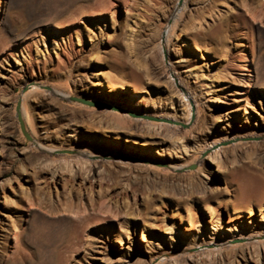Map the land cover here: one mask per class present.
Segmentation results:
<instances>
[{"label":"rangeland","instance_id":"1","mask_svg":"<svg viewBox=\"0 0 264 264\" xmlns=\"http://www.w3.org/2000/svg\"><path fill=\"white\" fill-rule=\"evenodd\" d=\"M104 1L106 5L99 10L96 5L99 0H5L3 14L9 22L3 27L4 17L0 20V30L5 33L0 34V171L4 169L6 172L5 176H0V244L5 249L1 264H6L20 246L36 253L46 237L53 233L62 235L75 226L79 217L74 212H56L53 203L49 206L57 199V188L59 192L64 185L65 195H68V184L63 183L61 174L54 179H45L49 174L43 163L44 152L33 147L36 138L28 129L34 136L32 140L21 132L16 106L19 98L23 102L21 95L30 89L25 78L31 75L36 79L35 86L40 89L27 95L26 114L41 134L46 137L49 134L52 142L57 144L59 149L52 152V158L60 159L59 163L64 165V160L74 158L75 161L80 155L106 164L114 175L111 181L102 182V187L101 182H95L92 190L87 191L88 196L80 195L77 190L80 200L107 197L105 200L114 207L103 208L106 210L103 213L102 207L89 205L85 211V214L91 213L92 220H95L96 213L108 217L107 222L98 226L93 224L89 232L82 233L85 239L94 237L97 244H106V257H113L117 264H147L151 255L164 250L166 255L186 264H221L217 261H221L219 247L222 246L228 258H235V264H247L242 252L250 264H264V243L262 246L259 241H264V0H209L205 7L198 9V13L186 19L181 25L184 30L174 35L172 48L176 54L173 58L176 59V68L183 76L184 84L196 93L194 97H197L201 109L196 123L185 120L188 98L179 92L175 77L166 74L164 67L168 60L157 47L158 33L165 22L161 15L171 12L174 0ZM93 5L97 8L95 12L80 15L82 8ZM151 20L155 23L150 24ZM199 22L202 25L198 26ZM196 24L199 34L204 29L203 35L216 24L223 28L214 41L213 38L205 39L202 34L199 36L195 28L190 31L191 27L197 28ZM24 34L21 40L10 41ZM192 35L200 39L195 43L192 41L193 45L185 44L183 38L191 43ZM246 53L253 70L252 76L246 79L252 84L255 74L261 73V87L250 84L248 89L249 85L243 82L241 72H244ZM96 73H102L108 84L111 81L116 83V97L108 84H98ZM80 77H84L83 82L78 81ZM51 84L59 85L72 95L60 97L42 92L51 89ZM225 85L228 87L221 89ZM73 96L102 103L114 98L120 100L119 107L163 111L180 117L186 126L179 123L177 128H164L126 119L120 121L122 127H118V121L112 116L95 109L97 106L72 100ZM192 97L189 94V98ZM75 126L79 130L71 131ZM115 127L118 130L111 129ZM115 132H120L123 137L129 134L132 139L116 138ZM153 138L161 139V142L141 143ZM217 140L221 143L216 144ZM226 141L232 143L221 149ZM128 143L130 146L125 147ZM101 144L107 149H121L124 156L99 155ZM210 144L212 150H206ZM83 149L97 154L89 156L81 151ZM216 150H221L220 158L226 164L224 171H219L218 160L213 159ZM138 153L163 162L162 169L156 166L143 169L125 157ZM188 160L192 162L186 167L175 170L172 167ZM192 165H195L194 169H190ZM24 166L28 172L23 170ZM35 166L37 169L34 170ZM129 178L137 180H133L132 187ZM46 181L50 186L44 185ZM79 181L80 177L76 176L74 182ZM114 183H117L116 187L119 184L120 196L116 201V198L110 200L108 197V192L116 188ZM198 185L203 189L196 195L192 191ZM44 192L49 194L46 196ZM43 194L52 200L47 202ZM37 197L38 200L31 201ZM40 198L43 201H39ZM160 202L169 207L162 226L157 225L155 219L160 212ZM216 205H220V212L226 219L214 226L210 213H214ZM191 206L195 207L199 218L193 226ZM233 208L252 210L244 211L238 219V225L248 235L245 239L241 238V232H237L240 236L237 237L227 230L226 220ZM190 221V231H187L185 228ZM178 226L182 228L178 229ZM141 227L149 229L146 231L148 242ZM129 233L133 236L131 241L128 240L132 249L125 254L127 249L117 242V236H125L127 240ZM45 234V238L42 237ZM233 242L244 244L232 248ZM257 242H260L259 247ZM190 244L194 247L190 248ZM82 247L83 250L87 245ZM210 248L213 250H208ZM84 251L88 253L86 249ZM87 258H90L87 263H92L91 257L85 256L80 262L73 259L68 264H74L73 261L87 264L84 262Z\"/></svg>","mask_w":264,"mask_h":264},{"label":"bare ground","instance_id":"2","mask_svg":"<svg viewBox=\"0 0 264 264\" xmlns=\"http://www.w3.org/2000/svg\"><path fill=\"white\" fill-rule=\"evenodd\" d=\"M162 1V0H161ZM168 2V1H167ZM173 2V0H172ZM209 2V0H174V7L173 9L171 10V12H169V14H166V13H163L161 16L164 17L165 19V22L164 23V26L163 28H161V30H159V33H158V46L157 47H160V53L162 52L163 54V57L165 56L167 58V63H165V72L166 74L171 78V77H175V80L177 82V88L179 89V92L182 93V96H185L188 98V101L186 103V108L184 109L185 111V120L189 123V122H192V123H196V121L198 120L199 118V114L201 112V109L199 107V103H198V99H196L197 97H194V94L196 93H192L191 91L193 90H190L183 82V79L180 75V72H178L177 68H176V59H173L174 58V55L175 54V51L173 50L174 48H172V43H173V37L174 35H179V32L183 31L184 30V27H181V25L186 21V19L191 15V16H194L195 15V12L198 11V9L200 8H203L205 7L204 5ZM217 3V2H216ZM87 4V3H86ZM165 4V3H164ZM209 4V3H208ZM96 5L98 6L97 8L99 10H101L105 5V1L104 0H99V2L96 3ZM169 5V4H168ZM173 5V4H172ZM171 5V6H172ZM82 6V5H81ZM88 7V6H87ZM154 7V5H153ZM159 7V6H158ZM96 6H89L88 8H82V10H80V15L83 17L85 16L86 14L89 15L93 12H95V9H97ZM156 9V8H155ZM5 10V0H0V20H2L1 18H3L5 15L3 14ZM152 10V9H151ZM168 10V9H167ZM9 11V9H8ZM97 11V10H96ZM161 11V10H160ZM164 11V10H163ZM75 12V11H74ZM159 12V11H158ZM208 11L205 12V15H207ZM213 12V11H212ZM162 13V12H161ZM198 13V12H197ZM78 14V13H77ZM212 14V13H211ZM10 15V14H9ZM167 15V16H166ZM215 15V14H213ZM144 16V15H143ZM211 16V15H210ZM148 17V16H147ZM156 17V16H155ZM144 18V17H143ZM157 18V17H156ZM160 18V17H159ZM233 18V17H232ZM199 19V18H198ZM203 19V18H202ZM205 19V18H204ZM3 27L6 26L8 24V18L4 17L3 19ZM193 20V19H192ZM206 20V19H205ZM232 21V20H230ZM146 22V21H145ZM195 22H197L195 20ZM136 23V22H135ZM155 21H150V24H154ZM219 23V22H218ZM217 23V24H218ZM140 24V23H138ZM202 25V23L199 22L198 26L199 25ZM215 25V26H211V30H209L210 32L209 33H205V35H203V30L200 32V34H202L204 36L205 39H210V38H213L212 40H216V37H217V33L220 31L222 27V25ZM227 24V23H226ZM231 24V23H230ZM2 25V24H1ZM13 25V24H12ZM195 26V24H194ZM197 26V24H196ZM198 26L197 28L196 27H191L190 31L192 30V28L194 29H197V33L199 32L198 30ZM231 26L233 27L234 25L231 24ZM230 26V27H231ZM147 27V26H146ZM152 27V26H151ZM144 28V27H143ZM186 29V28H185ZM189 29V28H187ZM186 29V30H187ZM194 29V30H195ZM230 29V28H229ZM2 30H0V34H5L4 32L2 33ZM193 30V31H194ZM154 31V30H153ZM178 31V32H177ZM192 31V32H193ZM207 31H208V28H207ZM206 31V32H207ZM145 32V31H144ZM185 33V31H184ZM196 33V32H194ZM193 34V33H192ZM199 34V33H198ZM197 34V35H198ZM199 34V36H201ZM220 34V33H219ZM26 34L24 35H21L20 37H15V39H11L10 41H15V40H21L22 38L25 37ZM216 35V36H215ZM187 36V35H186ZM194 36V37H193ZM188 37V36H187ZM202 37V36H201ZM220 37V36H219ZM147 38V37H146ZM149 38V37H148ZM155 38V37H154ZM191 38V43L188 41V39H185L183 38V41L185 42V44L187 45H193L192 44V41L195 43V40H199L197 37H195V35H192ZM215 38V39H214ZM180 39V38H178ZM219 39V38H218ZM217 39V40H218ZM148 40V39H147ZM154 40V39H153ZM203 41V40H202ZM156 42V41H155ZM200 42V41H199ZM11 43V42H10ZM148 43V42H147ZM201 43V42H200ZM203 43V42H202ZM205 43V42H204ZM198 44V42H197ZM206 44V43H205ZM7 45V44H6ZM5 45V46H6ZM151 45V44H150ZM199 46L202 47V45L200 44ZM147 47V46H146ZM195 47V46H194ZM198 47V46H196ZM5 48V47H4ZM3 48V49H4ZM176 48V47H175ZM192 48V47H191ZM2 49V48H1ZM0 49V50H1ZM180 49V48H179ZM194 49V48H193ZM200 49V48H198ZM159 49L157 48V51ZM151 51V50H150ZM248 51V50H247ZM178 52V50H177ZM159 53V52H158ZM159 53V54H160ZM179 53V52H178ZM181 53V52H180ZM179 55V54H178ZM164 57V58H165ZM184 58V56H183ZM164 60V59H163ZM181 60V59H180ZM98 61V59H97ZM245 61L243 63V71L244 72H241L243 73V82L245 84H248L249 85V88L252 86L254 87H261V78H263V75L259 72H257L255 75H256V79L254 81V83H249L248 82V77L250 75V77L252 76V73H253V70H252V67L250 66V61L251 59L249 58V55L248 53H246V56H245ZM263 67V66H262ZM163 70V67L161 68ZM101 72V71H100ZM228 72V71H226ZM148 74V73H147ZM163 74V73H162ZM96 75L98 76V84H101V85H105V84H108L107 83V80L106 78H103V75L102 73H96ZM138 75V74H136ZM33 75L31 76H28L27 78H25V82L26 84L30 87V89L28 91H25V93H23L21 95V98L23 99V102H22V115L24 117V120H25V123H26V127L27 129L35 136L36 138V144L32 143L33 147H36L38 149H40V151L42 150L45 154L44 156V167L46 168V171H47V174H49V176L46 175L45 179L48 180V179H54L56 177V175H60L61 177V180H63V183L65 184H68V187H69V192H68V195L66 196L65 193L66 191L64 192V185H63V190L59 191L58 192V188L56 189L57 190V199L53 200L54 202H50L51 204L49 206L52 205V208L56 211V212H74L75 214L77 213L79 215L78 219H76V224H74L75 226H73L70 230L68 229L67 231L64 232V230L67 229H64L62 230L64 233H62V235H56L53 233V235H50L49 237H46L45 235H43L42 237L45 238L44 241H42V245L39 244V248L37 249L36 253L34 252H30L26 246H20L16 249V251L14 252V255L12 257H10V259L7 261L6 264H68L69 261H72L73 259H76V261L80 262V260L83 259V257L85 256H90L91 257V262L90 263L89 261V264H99L97 261H100V262H103L105 264H117V260H115L113 257H110V256H107L106 257V254H107V245L105 244H97L96 243V240L94 237H92L90 240L88 239V237H86V239L84 238V235L82 236V233L83 232H89L91 230V227L94 225H101L102 223L104 222H107L108 221V217H105V216H101L99 213H96L93 214L95 215L93 218L95 220H92L91 218V213H88V214H85V211L88 209L89 205H91L92 207H95L96 208V205L99 207H102V209H109L110 206H111V202H107V197H103L102 200L101 199H90L89 197H87V200H83V199H79L78 197V189L80 191V195L83 193L84 195L88 196L87 194V191L89 189L92 190L93 188V185L95 182H101V187H102V182H105V181H111L114 177V175L108 170L107 168V165L106 164H100L97 160H95L94 162L92 161V159H88V158H83L82 156L79 157L80 155H78V158H76V160L74 161L72 158V160H64V165H62L61 163H59L60 159H55V158H52V152H55V151H58V147H57V144L55 142H52L51 138L52 136H50L48 134V136H44L43 134H41L37 128L34 126L33 124V121L28 118V115L26 114V105H25V99L27 97V95H29L30 93L40 89L39 86H35L37 82L35 78L32 77ZM140 77V76H139ZM138 77V78H139ZM144 77V76H143ZM247 77V79H246ZM137 78V79H138ZM142 77H140L139 79H141ZM83 79L84 77H80L78 78V81L80 82H83ZM252 80V79H251ZM33 81V82H32ZM138 81V80H137ZM40 82L42 83V81L40 80ZM46 82V81H45ZM76 82V81H75ZM33 84L32 86H30V84ZM136 83V82H135ZM82 84V83H80ZM251 84V85H250ZM43 85V84H42ZM83 85V84H82ZM51 89L49 90H46L44 89L42 92H46V93H51V94H57L59 95L60 97L61 96H70L72 95L71 92H68L66 91L65 89L61 88L59 85L57 84H51ZM108 86L110 87V90L113 91L115 94L113 95V97H116L117 95V88H116V83H114V81H111L109 82ZM190 86V85H189ZM228 86H222L221 89L223 88H226ZM44 88V87H43ZM42 86H41V89H43ZM194 92V91H193ZM189 94L191 95L192 98H189ZM56 95V96H57ZM79 97V96H77ZM20 99V98H19ZM91 99H99V98H96V97H92ZM91 101V100H90ZM106 104H109L111 106H119V104H121L120 100H117V99H109V100H106ZM185 105V104H184ZM196 106V108H195ZM121 107V106H120ZM95 109L101 111V112H104L108 115H110V117L112 116L113 119H115L117 122V125L118 127H122V124L120 123V121H124L126 119H129L130 121H136V122H142L144 124H149V125H153V126H161V127H167V128H171V127H175L177 128L178 127V124L181 123V119L180 117L176 116V115H169V114H165L163 111H155V112H149V111H144V110H141L139 107H132V106H125V107H122L124 108V111H119V110H114V109H109V108H106V107H94ZM196 111H195V109ZM130 112H132L134 115L130 114ZM228 113V112H226ZM148 117H156L158 119H149ZM166 119V120H165ZM169 119H171L172 121H170ZM184 120V119H183ZM184 120V121H185ZM30 121V123H29ZM113 124V122H111ZM20 124V123H19ZM109 125V124H108ZM20 126V125H19ZM112 126V125H111ZM104 127V126H103ZM102 127V128H103ZM118 127H115V128H111V129H116L118 130ZM105 128V127H104ZM110 128V127H109ZM120 129V128H119ZM122 129V128H121ZM79 130V127L75 126V127H72V130L73 132H77ZM123 130V129H122ZM127 130V129H125ZM82 131V130H81ZM129 131V130H128ZM22 132V130H21ZM23 133V132H22ZM160 133V132H159ZM24 134V133H23ZM78 134V133H77ZM126 136H122L120 132H115L114 134V137L116 138H120V137H123L124 139L126 140H131L132 138H130L131 136L129 134H125ZM243 135V134H242ZM32 136V137H34ZM228 137V136H227ZM245 137V136H244ZM238 138H241L238 136ZM236 137L232 138L230 137V139H238ZM239 140V139H238ZM236 140L237 142L240 143V141ZM147 141V140H146ZM158 142H161V139H149L148 142H141V143H158ZM223 142V141H222ZM215 143V142H214ZM221 143V140H217L216 141V144H219ZM236 142H234L235 144ZM31 145V146H32ZM130 146V144L128 143V145H126L125 147H128ZM101 147V154L99 155H109L111 157H122L124 156V152L121 150V149H107L106 148V145L104 144H101L100 145ZM149 147V146H147ZM211 144L210 146H208V148L206 150H212L211 148ZM225 145L221 146L220 148H224ZM62 149V148H61ZM65 149V148H64ZM89 150V149H87ZM205 150V149H203ZM83 153H87L89 156H93L97 153H88V151L86 150H81ZM221 150H216L215 152L213 151V153H215V155H213V159H216L218 160V166H219V171H224L226 169V164L224 162V159H222V157L220 158L221 156ZM208 152V151H207ZM213 153H210L209 155H212ZM71 156V155H70ZM106 156V157H107ZM63 157V156H62ZM126 158H130L132 159V163L134 164H137V165H140L141 168L145 167L146 166H156L160 169L161 168V164H163V162H159V161H155L153 159H151L150 157L152 156H146V155H143V154H132L130 156H125ZM62 159V158H61ZM137 160V162L135 160ZM103 160V159H102ZM194 160V159H193ZM74 161V163H72ZM62 162V161H61ZM192 161L188 160L187 162H185V164H177L175 163L172 167L175 169H178V168H183V167H186L188 166ZM130 163V164H132ZM133 165V164H132ZM143 165V166H142ZM68 168V170H66ZM33 169H37L36 166L33 167ZM144 169V168H143ZM23 170H26L28 172V168H26L24 166ZM45 171V170H44ZM58 171L60 173H58ZM158 172H164L163 170H159ZM20 173V172H19ZM19 173H17L19 175ZM167 172H165L166 174ZM6 172L1 170L0 171V176H5ZM163 175V174H162ZM76 176H79L80 177V181L79 182H74V178ZM118 176V175H117ZM116 176V177H117ZM139 178V177H137ZM252 178V177H250ZM117 181H118V178H116ZM127 180V179H126ZM137 181L136 179H133V178H129V182H130V185L132 187V184L134 183V181ZM45 181V180H44ZM116 181V182H117ZM139 181V180H138ZM144 181V179H143ZM119 182V181H118ZM117 182V183H118ZM126 182V181H125ZM48 181L45 182L44 185H47V186H50L48 185ZM76 183V185L74 184ZM108 183V182H107ZM117 183H114V187H116L115 185H117ZM128 183V182H127ZM144 183V182H143ZM149 183V182H148ZM154 183V182H153ZM111 185V183H108ZM123 184V183H122ZM129 184V183H128ZM201 184V183H200ZM261 184V182H260ZM125 185V184H124ZM142 185V184H141ZM155 185V184H153ZM208 185V184H207ZM251 185V184H250ZM256 185V184H255ZM253 185V186H255ZM107 187H109L108 185H106ZM123 186V185H122ZM121 186V187H122ZM137 186V185H136ZM140 186V185H139ZM260 186V185H259ZM57 187V185H56ZM120 187V188H121ZM124 187V186H123ZM131 187H127L128 189L131 188ZM138 187V186H137ZM147 187V185H146ZM205 187V186H204ZM45 188V186H44ZM118 188H119V184H118V187L116 188H113L111 189L110 192H108L109 194V198L110 200L111 199H115L118 200V196L119 195V191H118ZM141 188V187H140ZM144 188V187H143ZM158 188V187H157ZM194 188V187H193ZM201 188L203 189V187H199V185L193 189V193H197L196 195H198L199 193H201ZM124 189V188H123ZM135 190V188H132ZM147 189V188H146ZM150 189V188H149ZM46 190V189H45ZM50 190V188L48 189L47 188V191ZM110 190V189H109ZM159 190V188H158ZM171 190V189H170ZM214 190V189H213ZM139 191H141V189H139ZM165 191V190H164ZM167 191V190H166ZM174 191V190H173ZM181 191V190H180ZM188 191V190H187ZM191 191V189H190ZM203 191V190H202ZM132 192V191H131ZM135 193V191H133ZM147 192V191H146ZM145 192V193H146ZM170 192V191H169ZM175 192V191H174ZM179 192V191H178ZM189 192V191H188ZM191 192V193H192ZM254 192V191H253ZM45 195L47 196V194H49V192H44ZM148 193V192H147ZM161 193V192H160ZM171 193V192H170ZM180 193V192H179ZM260 193V191H259ZM137 194V193H136ZM166 194V193H165ZM163 194V197H165ZM186 194V193H185ZM194 194V195H195ZM258 194V193H257ZM149 195V194H147ZM174 195V194H173ZM195 195V196H196ZM44 196L43 194V197L47 198ZM129 196L128 193L126 192V197ZM169 196V195H167ZM193 197V196H192ZM5 198H6V201L8 200V196L7 194L5 193ZM44 198V201L46 202ZM120 198V197H119ZM181 198V197H180ZM32 199V198H31ZM39 198H35V199H32L31 201H35V200H38ZM106 199V200H105ZM29 200V199H28ZM43 201V198L39 201ZM49 200H52V199H48L47 202ZM109 200V199H108ZM44 202V203H45ZM46 202V203H47ZM114 202V201H113ZM42 204V203H41ZM49 204V203H48ZM156 204V203H155ZM46 205V204H45ZM115 206V205H114ZM48 207V205L46 206ZM113 207V206H111ZM159 207V211L158 214L156 215V222H157V225L159 226H162L161 225V222H163V217L168 213V210H169V207L167 204L165 203H162L160 202V204L158 205ZM49 208V207H48ZM114 208V207H113ZM51 209V208H50ZM103 209V213H105L106 210ZM189 209V208H188ZM95 210V209H94ZM210 210V209H209ZM251 212L249 210H244V209H237V208H233L229 211V219H227V225L229 226L227 228V230H230V232L233 234L235 233V236L237 237H240L239 234L237 232H241V238L243 237L244 239L248 236H246V233L244 231H242V229L240 228V226L238 225V219H241V217L243 216V212ZM55 212V213H56ZM191 212H192V215H193V218L191 219L192 221V226L194 223H197L199 221V218L197 217L198 216V213L195 209L194 206H191ZM211 214V218H212V223L214 226H217V225H220L218 221H223L225 220L226 218H224V216H222L221 212H220V205H216L215 208H214V213L213 211L210 213ZM251 214V213H250ZM173 216V215H172ZM190 216V215H189ZM47 217V215H46ZM178 217V216H177ZM64 218V217H63ZM47 219V218H46ZM173 222L176 223L177 220L175 218H173ZM190 220V219H189ZM45 221V220H44ZM191 221L190 223H188L186 226V230L187 231H190L188 226H190L191 224ZM201 221V220H200ZM49 222V221H48ZM218 222V223H217ZM75 223V222H74ZM15 227H18L17 225H14ZM184 227V226H183ZM69 228V227H68ZM127 228L129 229L130 228V225L127 224ZM142 228V227H141ZM182 227L181 226H178V229H181ZM230 228V229H229ZM149 229L147 227H143L142 228V231H143V237L146 238V242H148V234L146 233V231H148ZM226 230V229H225ZM129 232V231H128ZM45 233V232H43ZM48 233V231H47ZM51 233V232H50ZM8 234V233H6ZM52 234V233H51ZM146 234V236H144ZM18 233L16 234V237H17ZM127 235V234H126ZM253 235V234H252ZM260 233L256 236H259ZM7 236V235H5ZM234 236V237H235ZM251 236V235H250ZM232 237V236H230ZM236 237V238H237ZM18 238V237H17ZM133 238V236H130V233L129 235H127V240H126V237L125 236H117V242L121 245V247L123 249H127L124 251L125 254H128V250L129 249H132L131 246L129 245V241H131ZM143 238V239H144ZM250 238V237H249ZM254 238V237H253ZM108 236L106 237V242L108 243ZM240 239V238H239ZM256 240L260 239L259 237L256 238ZM262 239V238H261ZM264 239V238H263ZM43 240V238L41 239ZM112 240V239H111ZM129 240V241H128ZM207 241V240H206ZM255 241V240H254ZM262 243H264L263 240H259ZM105 242V241H104ZM105 242V243H106ZM230 242V241H229ZM228 242V244H229ZM256 242V241H255ZM260 242H257V244H259ZM192 243V242H191ZM193 244V243H192ZM190 244V248L194 247V245ZM199 244V243H198ZM201 244V243H200ZM199 244V245H200ZM208 244V243H207ZM206 244V245H207ZM227 244V243H226ZM244 243L242 242H233L231 243V246L232 248H238L240 245H243ZM247 244V243H246ZM86 247L87 245V248H85L87 252H85L84 250L85 249H81L83 248L82 246ZM203 245V244H202ZM201 245V246H202ZM4 246V245H3ZM3 246L0 244V264L2 263V258L5 254V249L3 248ZM196 246V245H195ZM229 246V245H228ZM259 245H257V247H259ZM263 246V244H262ZM189 247V246H188ZM209 248V247H208ZM216 248V247H215ZM219 248H221V261L219 262V260L217 261L218 263H221V264H235V258H228L226 256V254H224V250H225V247H222L220 246ZM186 249V248H185ZM218 249V248H216ZM191 251V249H188ZM208 250H213V248H210ZM164 250H161L159 251L158 254L156 255H151V257L149 258L150 260L148 261L147 264H186V262H183V261H180L178 259H175L176 257H173L172 255H166L164 252ZM156 252V251H155ZM167 252V251H166ZM216 252V251H215ZM226 252V251H225ZM190 253V252H189ZM213 253V252H212ZM243 255H244V258H245V262L247 264H250L249 260L247 259L246 255L244 252H242ZM78 255L79 257L77 258L76 255ZM182 254V252H181ZM184 254V252H183ZM194 254V253H193ZM176 255V254H175ZM215 255V254H214ZM228 255V254H227ZM104 256L106 257L104 259ZM191 256V255H190ZM227 257V258H226ZM79 259V260H78ZM90 259V258H87L84 262L87 263V260ZM131 259H126L125 261H130ZM216 262V261H215ZM73 263L75 264V261H73ZM88 264V263H87Z\"/></svg>","mask_w":264,"mask_h":264},{"label":"water","instance_id":"3","mask_svg":"<svg viewBox=\"0 0 264 264\" xmlns=\"http://www.w3.org/2000/svg\"><path fill=\"white\" fill-rule=\"evenodd\" d=\"M71 99L72 100H75V101H78V102H81V103H84V104H87V105H90V106L106 107V108H109V109L124 111V108H122V107H119V106H111L109 104L102 103V102H97V101H90V100L85 99V98H79V97L73 96ZM16 111H17V116H18V120H19V123H20V127H21L22 132L25 134V136L29 140H32V135L28 132L27 127H26V123H25V120H24V117L22 115V100L21 99H19V101L17 103ZM130 114L134 115L132 112H130ZM148 118L149 119H154V120L155 119H158L156 117H148ZM169 120L172 121L171 119H169ZM180 124H182L183 126H186L185 123H180ZM229 143H232V141H226V142H224L222 144L223 145H227ZM194 168H195V165L190 166V169H194Z\"/></svg>","mask_w":264,"mask_h":264}]
</instances>
